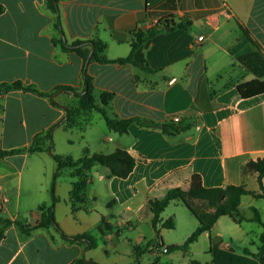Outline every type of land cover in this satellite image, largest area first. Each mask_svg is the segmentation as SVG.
Listing matches in <instances>:
<instances>
[{"label": "crops", "instance_id": "1", "mask_svg": "<svg viewBox=\"0 0 264 264\" xmlns=\"http://www.w3.org/2000/svg\"><path fill=\"white\" fill-rule=\"evenodd\" d=\"M58 5L63 39L84 42L89 56L94 42H100L105 45L103 55L111 60L127 57L135 34L154 27V21L167 19L169 22L160 25L155 36L136 49L135 64L92 60L87 71L93 78L97 104L102 92L112 95L106 106L110 117L138 118L159 125L179 117L193 126L176 136L164 134L161 127L137 122L117 139L102 131L94 150L87 145L84 148L105 154L126 149L136 159L134 170L123 179L108 177L105 167L90 176L93 167L88 172L86 203L78 211H73L70 203L72 179L69 173L63 175L56 184L55 218L68 236H93L97 231L96 235L107 238L110 244L102 242L86 249L84 243L64 241L54 228L26 234L12 225L0 243V264H71L80 257L101 263L96 252L102 250L109 256L116 251L113 240L124 231H131L138 241L144 240L136 246L149 245L147 252L152 257L166 254V264H191L195 259L189 256L197 255L203 257L197 260L200 264H260L244 249L258 251L249 248L256 246L249 219L252 207L257 208L255 202L264 199L243 196L239 209L246 220L237 224L231 218L230 223L222 221L225 216L219 218L184 251L187 257L182 263H174L177 255L164 253L162 248L154 252L158 248L153 241L160 239L151 225L148 200L162 198L175 187L187 190L194 174L202 177L206 187L244 184L250 191L261 192L257 173H244L243 166L264 158V0H59ZM0 6L4 8L0 14V84L21 81L42 92H53V100L59 104L23 90L0 93L2 138L7 132L10 137L19 134L27 147L36 135L51 129L52 138L57 130L86 134L93 126V114L99 112L82 109L74 92L64 88L82 91L85 60L75 51L63 50L57 42L56 15L47 9L45 0H0ZM182 21H191L188 31L174 27L173 23ZM169 26L171 29L166 30ZM146 66L151 71L144 70ZM65 106L79 109L77 127H65ZM12 107H17L14 113ZM17 117L19 126H14L12 120ZM16 147L3 146L4 150ZM28 154L0 160V189L5 187L12 194L17 191L28 168ZM56 168L29 167V204L22 206L18 190L15 214L9 218L31 225L38 222L39 206L51 202ZM247 197L251 198V212L243 214L241 206ZM100 202L102 207L97 206ZM0 213L6 215L3 203ZM176 218L174 214L175 222ZM141 219H149L150 232H140ZM196 222H190L191 232L182 240L166 238V230L161 229L164 247L182 244L198 227ZM234 240L240 245L238 250L232 245ZM125 241L130 247L134 245L129 237ZM134 248L128 262L140 264L141 255H136Z\"/></svg>", "mask_w": 264, "mask_h": 264}, {"label": "trees", "instance_id": "2", "mask_svg": "<svg viewBox=\"0 0 264 264\" xmlns=\"http://www.w3.org/2000/svg\"><path fill=\"white\" fill-rule=\"evenodd\" d=\"M47 9L56 15L54 28L60 34L57 42L60 44L65 51H75L77 54L81 55L85 60L84 66L82 68V80L83 89L78 91L73 87H64L67 92H74V96L79 99V104L82 109L95 110L99 112L106 123V126L110 131L117 132L118 134L128 133V128L131 123L137 122L142 126L147 127H161L164 134L169 136H176L182 134L189 130L193 124L187 121L179 122H167L162 125L155 123H147L141 119H117L110 117L107 113L106 106L112 99L110 93L102 92L100 94V104H97L95 94H94V84L93 78L88 74L87 66L92 60H96L100 63H133V55L136 49H138L144 42L155 36L159 31V26L168 23L165 21H159L158 24L147 31H140L134 36V40L131 44V51L129 55L125 58H119L111 60L103 55L105 50V45L100 42H94V49L92 54L90 50H85L84 42L75 41L68 43L62 37V29L59 18V0H45ZM4 8L0 6V14H2ZM174 27L181 28L188 31L192 25L191 21H182L177 24L173 23ZM144 70L151 71L147 66ZM59 89V88H58ZM57 89V90H58ZM12 90H23L25 92L35 93L39 96L47 97L51 100L52 104L59 106L57 102L53 100V92H42L33 86H25L21 81H15L12 83H1L0 93H7ZM64 110L66 112V128L71 129L78 126V116L77 112L79 109L74 107L65 106ZM52 129L47 132L39 133L34 137L32 144L26 148H15L10 150L0 149V160L7 156L15 155L19 153H36V152H49L56 162V172L53 175L52 185H51V202L49 204H42L39 206L38 211L40 213V219L36 224H26L20 220H12L9 217H5L0 213V243L5 237L6 231L12 225L17 226L20 231L26 234H31L38 229H50L54 228L61 236V238L70 243H84L86 244V249L96 248L97 243L95 238L88 233H83L75 236H68L55 218V205L58 202V197L56 196V184L58 180L65 175L66 171H69V176L72 179V190L70 193V203L72 205L73 211H78L82 209L86 203L85 190L90 183L88 172L95 166L105 167L109 171L108 177H118L127 178L135 168L136 159L126 150L122 148H117L113 152L105 153H91L88 148L84 150L81 157L73 159L70 157L63 156L53 152L52 145ZM48 142L50 143L49 146ZM243 172H253L257 173V180L260 186V193H255L246 188L244 184L241 185H228L226 187H206L202 182V177L199 174H194L190 180V186L187 190L180 187H175L167 191V193L162 198H153L148 200V206L152 214L151 225L156 232L157 237L160 242L156 244L155 248H164L160 230L161 229H173L175 228L176 222L174 217H170L167 220L162 219V214L166 208L172 202H182L191 214L197 219L198 227L194 232L180 245H171L168 248V252L172 251H187L189 247L198 241L199 237L204 232H209L219 218L222 216H228L233 222L240 224L246 219L240 212L241 199L245 195H252L258 199H264V158H258L256 160H250L243 166ZM253 216L249 219L252 222L259 224L263 231L260 235L258 251L256 253L250 252L249 249L245 248L244 253L255 257L260 264H264V215L260 211L252 207ZM137 247V246H136ZM134 248L136 255H142L148 251L149 245L138 246ZM71 264H98L93 260H87L84 257L77 258ZM152 264H158V259ZM191 264H200L197 260H192ZM210 264V263H208Z\"/></svg>", "mask_w": 264, "mask_h": 264}, {"label": "rangeland", "instance_id": "3", "mask_svg": "<svg viewBox=\"0 0 264 264\" xmlns=\"http://www.w3.org/2000/svg\"><path fill=\"white\" fill-rule=\"evenodd\" d=\"M25 105L27 106V104H25ZM16 108L12 107V108H10V111H12V113H14L15 111H13V110H16ZM18 114L19 113H17V116H18ZM18 120H19L18 117L16 120H12V124L14 126H16V125L19 126ZM1 127H2V125H0V128ZM102 131H105L107 134H109V136L113 137L114 139H117L120 136L116 132L109 131L107 126H106V123L103 120V118L101 117V115L99 113H94L93 114V126H92V128L88 129L86 134H81L78 130H72V131L57 130V132L53 136V140H52L53 152H55L57 154H61V155L66 156V157L77 159L83 155L85 145L89 146L90 149L94 150L93 148H95V144L97 142L96 140ZM8 134H9V132H7V135L5 138H2V136L0 134V149H4L5 147L8 148V146H16V145H18V147H16V148H26V146L23 145L25 142V139L22 138L21 135L17 134V135H13L10 137ZM83 135H84V139L82 140L81 137ZM69 140H71L72 144H69ZM49 144L50 143L48 142L47 146H49ZM3 146H4V148H3ZM48 153L49 152L44 151V153L36 152V153H29L28 154L29 158L25 161L26 166L28 168H26V170L24 171V174L21 178L22 184L20 186L17 184V188H16L17 191L18 190L21 191V204H22V206L29 204L28 201H30L28 198H26L27 197V193H26L27 192V184L29 181L28 180L29 167L31 165H39V166L44 167L45 169H49V168L54 167L56 165L55 160ZM96 169L103 170L104 168L101 166H96V168H94L90 172V176H92L95 173V171H97ZM68 173H69V171H66L65 175H67ZM17 191H13L14 193L12 194L5 187H2V189H0V207L3 203L4 209L6 212L5 216L9 217V215L15 214L14 210H15L16 201H17V196H16ZM87 193H89V192H87ZM250 199L251 198L247 197L243 200V204L241 206V211L243 214H249L251 212V210L248 207V203H249ZM255 203H256L257 208L264 214V200H258ZM88 206H90V205H88ZM97 206L102 207V202L98 203ZM174 214H176V216H177L175 228L165 229L166 231L164 233L166 235V238H174L175 240H182V238H184L186 236V234H189V232H191L190 231V222L194 224V223H197L196 222L197 220L182 202L171 203L166 208V210L163 212L161 217L164 220H167L170 217H174ZM224 218L225 219L222 221H225V222L231 221L228 216H225ZM113 222H115V221H113ZM228 223H230V222H228ZM245 225H247V224H245ZM250 225H251V227H253L251 238L256 242V246H254V245H251V246L248 245V246L252 251H254V250L257 251V249H258L257 246L259 245V235H258L259 233L258 232L262 231V228L256 222H253ZM150 230H151V225L149 223V219L148 220L141 219L140 220V232L146 231L148 233V232H150ZM96 234H97V231H94L93 237L95 238V241L97 244L102 245L103 244L102 242H107L110 244V242L107 240V238L96 235ZM134 236H135V234L132 235L131 231H124L123 235L120 236V238H117V239L115 238L113 241H114V244L116 246V251L112 250L110 252L109 256H105V254L103 253L102 250H99V252L97 251L96 252L97 253L96 259L100 260L99 262H101L98 264H131L128 262L129 261L128 256L131 255V253L133 251V247L134 246L136 247L137 244L142 245L145 242L144 240L138 241ZM126 237L131 238L133 240L134 245H132L130 247L129 244L125 241ZM227 240L229 243H231L230 238H227ZM159 242L160 241L157 238H155L153 241V245L157 244ZM194 245H196V244H194ZM232 245L234 246L235 250H238L240 248V245L235 240H234V242H232ZM136 248H138V246ZM159 250H161V247H159L158 249H154V252L157 254L159 252ZM161 253L162 252H160V258L152 257L153 255L151 252L144 253L143 255L140 256V264H152L157 259H158L159 264H166L167 263L166 262L167 255L161 254ZM170 254L177 255L174 263H182V261L184 260V256L187 257L184 254V251H181V250L172 251V252H170ZM202 258H203L202 255H197V257L189 256V259H195L198 261H200V260L202 261L203 260ZM104 261H107L108 263H103Z\"/></svg>", "mask_w": 264, "mask_h": 264}, {"label": "built area", "instance_id": "4", "mask_svg": "<svg viewBox=\"0 0 264 264\" xmlns=\"http://www.w3.org/2000/svg\"><path fill=\"white\" fill-rule=\"evenodd\" d=\"M226 14H227V13H226ZM158 22H159V21H154V22H153V25L156 26V25L158 24ZM199 40H203V37H199ZM173 121L178 122V121H180V118H179V117H175V118L173 119ZM162 251H163L164 253H167V252H168V248H167V247H164V248H162Z\"/></svg>", "mask_w": 264, "mask_h": 264}, {"label": "water", "instance_id": "5", "mask_svg": "<svg viewBox=\"0 0 264 264\" xmlns=\"http://www.w3.org/2000/svg\"><path fill=\"white\" fill-rule=\"evenodd\" d=\"M165 29H166V30H170V29H171V27H170V26H169V27H165Z\"/></svg>", "mask_w": 264, "mask_h": 264}]
</instances>
